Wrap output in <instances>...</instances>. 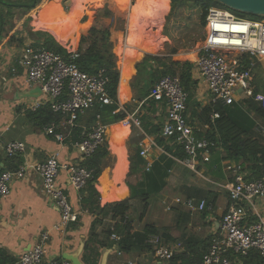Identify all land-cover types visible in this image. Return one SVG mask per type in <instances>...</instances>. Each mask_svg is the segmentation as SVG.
Segmentation results:
<instances>
[{"label": "crops", "instance_id": "obj_1", "mask_svg": "<svg viewBox=\"0 0 264 264\" xmlns=\"http://www.w3.org/2000/svg\"><path fill=\"white\" fill-rule=\"evenodd\" d=\"M15 1L0 0V137L5 142H24L25 151L18 154L22 157L19 168L22 165L28 168L23 176H14L10 194L0 198V249L5 250L14 260L11 264H21V255L32 248L44 232L50 233L46 246L47 255L58 259L70 260L65 256L77 255L83 261L85 246L90 243L93 248H99L100 256L97 264H180L182 261L172 263L171 260L164 262L157 260L154 246L151 244L153 235L160 236L171 249L175 250L176 254L193 255L202 252L205 254L209 247L204 250L205 245L200 242L212 239L218 231L222 216L230 204L227 186L234 181L233 167L237 163L225 159L226 153L222 147L211 149L209 146L203 153L201 152L195 167L192 168L182 161L185 158H179L169 152L165 146L159 145L157 135L147 132L144 129V123H141L140 127L136 126L127 117L107 124L106 141L109 153L102 172L94 183L99 192L98 201L93 199L92 202L84 203L81 193L65 184L66 173H61L60 180L66 186L77 220L56 229L61 222L60 209L43 192L42 178L33 169V165L44 162L54 152L59 153V159L63 163H83L85 158L75 145L77 141L71 139V141L65 140V143H60L53 135L46 133V126L42 128L30 116V111H33L30 105L43 94L41 91L39 96H23L38 86L29 83L25 68L21 67L16 60L27 44L39 43L34 35L35 32L49 31L55 36L57 31V33L60 32L61 37L57 38V35L55 37L60 42H74L75 31L80 21L76 19L74 11L85 2L93 0H72L70 9L64 8L65 0L63 5L62 0H41L30 10H24V6L10 7ZM37 7L38 11L33 13ZM140 7H144V11ZM147 7L148 0H136L129 14L130 39L135 44L138 42L133 52L138 56L143 54V50L154 52L156 45L154 40H149V36L148 39L142 36L145 31L141 34L136 33L142 16L148 14ZM56 18L59 20L54 21ZM62 22L65 27V23H69L70 33L61 32L59 27L62 26H60ZM116 47L114 52L118 54L117 64L120 70V66L123 68L126 53L122 50L120 56L117 52L119 47ZM146 54L148 53H144L134 63V73L128 81L130 97L126 100L120 99L121 70L117 93L119 109L127 107V111L136 112L138 116L143 113L141 102L136 97V90L132 87V81L137 75V64ZM153 55L166 57L169 54ZM171 56L173 58L174 54ZM193 76L198 81L195 100L202 107L209 105L212 96L205 83L194 71ZM254 83L255 89L259 88L258 92L264 93V59L254 69ZM240 92L239 90L235 103L226 107L232 118L240 122L242 128L264 145V118L248 109L246 103L248 98H244ZM196 109L198 112L201 111L198 105ZM90 113L86 111L79 118L78 126L83 127L84 132H91L96 123L90 119ZM192 113L188 110L187 116L195 129L206 130L207 123H201ZM167 114L166 106H162L156 113H152L150 122L162 123L164 126ZM63 120L62 118L59 121L57 131L67 134ZM148 128L152 127L148 125ZM143 149L147 151L146 156L141 155ZM137 151H140L145 164L131 171V156ZM0 156L7 157L2 150ZM171 159L173 162L169 166ZM154 165H157V168H153ZM0 166L6 170L4 169L6 160L2 161ZM151 168L154 170L157 181L155 184L151 182L144 184L146 171ZM167 168L169 169L166 172ZM157 171L166 172L164 187L160 185L161 174ZM131 187L152 189L147 200L149 205L143 216L146 201L142 196L132 197ZM158 188L162 189L156 191ZM83 194L88 196V189ZM178 198L193 199L198 203L205 200L207 206L202 211L191 210L186 204L178 203L176 201ZM126 199L129 200L130 210L125 220L114 218L110 211L111 206ZM254 208L256 212L264 215L263 201H258ZM126 222L129 224L130 231L125 230L123 234L117 233L120 240H114L109 231L117 224L123 225ZM147 226H153L159 233L147 234ZM83 263L86 264L84 261Z\"/></svg>", "mask_w": 264, "mask_h": 264}, {"label": "built area", "instance_id": "obj_2", "mask_svg": "<svg viewBox=\"0 0 264 264\" xmlns=\"http://www.w3.org/2000/svg\"><path fill=\"white\" fill-rule=\"evenodd\" d=\"M69 46H66L69 53L66 58L42 44H27L16 60L25 68L29 83L38 86L43 94L30 105V109L34 111L43 104H49L54 112L63 115L67 134L57 131L56 122L45 128L46 133L53 135L60 143H65L67 136L77 126L80 115L97 105L103 107L114 103L108 90L109 78L103 71L90 74L82 70L75 62L79 57L76 47ZM263 59L264 17L251 19L238 16L229 8L210 7L204 39L199 43L193 61V71L205 83L212 96L211 103L234 104L240 90L244 98H254L264 107V93H256L254 83V69ZM150 97L161 101L167 109L162 134L175 138L182 145L187 154L182 161L194 168L197 158L209 148L210 142L206 138L197 137L196 129L188 119L186 112L189 94L182 86L180 77H161L151 90ZM122 110L126 112L129 121L141 126V119L136 112L130 113L126 108ZM219 117V112H214L211 115L212 122ZM101 118L97 114L92 131L84 140L75 144L85 159L106 141L108 125ZM206 127L209 128V124ZM1 150L7 156L18 155L25 151V144L21 141L5 142L0 137ZM146 154L147 151L143 149L141 155ZM27 168L22 165L15 171L0 170V198L10 194L14 176H23ZM33 169L42 178L43 192L60 209L61 222L56 229L76 221L77 214L60 175L65 172V184L80 192L93 178L94 170L82 163H63L58 152L49 155L44 162L33 165ZM247 174L241 165L233 167L234 181L227 186L230 204L207 252L197 264H243L241 257L247 256L252 250H256L264 259V215L254 210L258 201L264 202V177L248 180ZM176 201L186 204L191 210L202 211L207 206L205 200L198 203L193 199L178 198ZM111 237L120 240L117 233H112ZM49 238V232L42 233L33 247L21 255L20 263L73 264L70 260L47 255ZM151 244L157 260L161 262L169 261L176 255L175 250L158 235H153Z\"/></svg>", "mask_w": 264, "mask_h": 264}, {"label": "trees", "instance_id": "obj_3", "mask_svg": "<svg viewBox=\"0 0 264 264\" xmlns=\"http://www.w3.org/2000/svg\"><path fill=\"white\" fill-rule=\"evenodd\" d=\"M40 1L41 0H18L17 2L15 1V3H11L12 5H10V7L13 5L17 7L24 6L26 10H30L36 7ZM127 1L128 0H93L91 2H85L80 6V8L74 11L76 19H81L77 29L78 38L76 43V51L79 54V57L75 60V62L82 70L90 74L103 71L109 78L108 90L114 99V103L103 107L97 105L96 107L88 110V112H91V120L96 121L97 114H100L102 122L105 124L126 118L127 114L124 110L119 109L117 99L118 86L120 82V70L121 83L119 96L121 100H126L130 97L128 81L134 73V63L140 58L138 55L127 53L123 68L121 69L120 67L119 70L117 55L114 52V48L118 45V41H120L117 40V36H121L123 38L124 29L114 25L112 18L115 13L111 4H116L118 10L121 8L126 11L128 6ZM148 1L149 8L161 7L164 8L166 12L169 10V0H157L156 6H153L151 3L152 0ZM91 3L96 4L94 7H99L96 9V15L94 18H91L89 10L85 12L87 6ZM212 6L227 8L224 5L211 0H171V10L168 14V19H171L174 15L182 17L184 15V9L197 7V11L199 13L198 25L201 30L200 34L201 36L203 34L201 38H204L206 17L210 7ZM157 11L158 10H156L155 14H157ZM232 11L241 17L251 19L263 18L234 10ZM151 12L152 11L148 9L147 15ZM58 20L59 18H56L54 21ZM34 35L39 42L36 44H42L49 50L58 52L66 58L69 57L67 47L60 44L55 38L56 35L57 38L61 37L60 32L57 33L56 31L55 36L49 32L43 31L35 32ZM197 41L198 40L193 41V43L196 44ZM176 52H178V48H174L169 55H166V57H159L158 55L148 53L144 59L137 64V75L132 81V87L136 90V97L138 101L141 102V110L143 114L139 117L141 122L144 123V129L149 133H155L157 135L158 144L165 146L169 152H172L177 157L182 159L187 157L182 145L178 144L175 141V138H167L162 134V123L152 124V122H150L152 113H156L162 106H165L161 101L150 97L151 90L161 77L166 75H178L181 79L182 86L189 94L186 114H188V110H191L193 112L192 115L194 117H198L201 123L209 124V128L204 131L196 129L197 137L206 138L210 142L211 149L222 147L226 153L225 159L235 161L237 164L241 165L243 169L248 172L246 177L248 180H255L264 177V145L257 138L252 137L232 118L226 105L221 102H216L209 103V105L202 107L201 104L195 100V92L198 87V81L195 80L193 76L194 63L189 59L184 61L174 60L171 55ZM258 91H260V89L256 88L255 92L257 93ZM246 103L250 111L264 118V107L260 103L256 102L254 98H248ZM196 105L201 108L200 112L197 111ZM125 108L128 110L127 107ZM118 109L119 111H117ZM214 112H219L220 117L212 122L211 115ZM29 114L42 128L48 126L52 122H56L58 124L63 118V115L61 113L54 112L49 104H43L37 110L30 111ZM79 118L77 120V126L72 129V133H70V135L66 138V141H71L72 139L73 141L80 142L88 136L89 132H84L82 129L83 127L78 126L80 120ZM190 123L192 124L191 121ZM148 125L152 128L149 129ZM137 142L139 143V139H137ZM108 153V144L107 141H105L103 145L99 146L97 150L91 156L87 157L82 163L84 166L94 170L93 178L89 181L88 185L80 191L82 201L84 203L92 202L93 199L98 201L99 192L97 191L94 183L98 180V177L102 172ZM5 160L6 168L4 169L8 170H17L22 164V157L18 155L7 156L6 158L0 156V163ZM131 162V171H135L138 167L145 164L144 159L140 155V151L135 152V154L131 156ZM171 162H173L172 159L169 162V166ZM155 167L157 168V165L153 166V168ZM153 168L146 171L147 174L144 177V184H147L148 182L154 184L156 183L157 178L154 174ZM168 169L169 168L166 169V172ZM157 172L159 173V171ZM165 173H159L161 174V187L166 185L164 178L167 175ZM86 189H88L89 192L88 196H85L84 194L82 195ZM131 189L132 197L142 196L146 201L144 211L142 212L143 216L147 211L149 205L147 200L152 192V189L147 188V190H145V187L143 189L131 187ZM160 189L162 188H158L156 191H160ZM129 210L130 203L128 199L118 201L110 208L113 217L121 218L122 220H125L126 214ZM125 230L130 231L129 224L127 222L123 225L117 224L114 229L109 231V234H112L113 232L123 234V231ZM146 233L158 234L159 231L153 226H147ZM211 240L212 239H206L200 242V244L205 245L204 250L210 246ZM203 255L204 252L193 255L189 253H181L172 257L171 261L172 263L182 261L180 264H197L202 261ZM99 256V248H93L90 246V243L86 244L83 256V261L86 264H97ZM241 259L243 264H264V259L256 250H252L247 256L241 257ZM11 263H14V260L5 250L0 249V264Z\"/></svg>", "mask_w": 264, "mask_h": 264}, {"label": "rangeland", "instance_id": "obj_4", "mask_svg": "<svg viewBox=\"0 0 264 264\" xmlns=\"http://www.w3.org/2000/svg\"><path fill=\"white\" fill-rule=\"evenodd\" d=\"M18 1V0H16ZM62 0V5H63ZM95 2V1H94ZM128 6L126 11L123 9H117L116 4L112 3L111 6L113 8V11L115 13L114 17L112 18V21L114 22V25L123 28L124 29V36L123 38L121 36H117L118 45L116 48L119 47V50L117 49V52L121 56V51L122 49L126 48V38H127V33H129V14L132 5L136 2V0H128ZM93 3V2H92ZM89 4L85 10H89L91 18H94L96 15V9L99 7H94L96 4ZM153 6L157 5V0H152L151 2ZM71 7V6H70ZM65 7V9H70ZM102 7V6H101ZM151 10L152 12L149 13L147 16H142V19L140 20V23L136 29L137 34H141L142 32L145 31L142 36L144 38L149 40L152 39L155 41V50L154 52L152 51H146L143 50V54L140 56H143L144 53H152V54H170V52L174 48H178V52L174 53L173 58L180 59V60H186L189 59L191 61H194L195 55L198 51V46L199 43L203 41L204 38H201L200 32V27L198 25V11L197 7L195 8H186L184 9V15L182 17L178 15H174L171 17V19H168V14L170 13L171 10V0H169V10L166 12L164 8H149V1H148V7L146 8L147 10ZM24 10H26L24 8ZM157 11V14L155 12ZM38 11V7L36 10L33 11V13H36ZM84 12V14H85ZM35 15V14H34ZM84 16V15H83ZM81 20V19H80ZM80 23V21H79ZM79 23L77 25V29L79 26ZM63 24L60 23V26ZM66 27L62 25L59 27L62 33H68L71 32L70 30V25L69 23H65ZM39 31V30H38ZM77 31H75V40L74 42L68 41L67 43H62L58 40L60 44L63 46H69V45H74L76 47L77 43ZM49 32V31H48ZM51 33V32H50ZM52 34V33H51ZM138 37V36H137ZM141 38V37H140ZM197 41V43H193V41ZM138 42H136L137 44ZM73 46V47H74ZM71 47V46H69ZM68 47V48H69ZM120 51V52H119ZM118 55V54H117ZM120 62V61H119ZM121 67V66H120ZM122 69V67H121ZM236 121V120H235ZM239 125L240 122L236 121Z\"/></svg>", "mask_w": 264, "mask_h": 264}, {"label": "water", "instance_id": "obj_5", "mask_svg": "<svg viewBox=\"0 0 264 264\" xmlns=\"http://www.w3.org/2000/svg\"><path fill=\"white\" fill-rule=\"evenodd\" d=\"M218 2L225 7L238 11L241 13L264 17V0H211ZM64 5L69 8L72 5V0H65ZM41 89L38 87L35 90L23 94V96H39ZM2 167L0 166V170ZM66 258L70 259L73 264H84L77 255H67Z\"/></svg>", "mask_w": 264, "mask_h": 264}, {"label": "bare ground", "instance_id": "obj_6", "mask_svg": "<svg viewBox=\"0 0 264 264\" xmlns=\"http://www.w3.org/2000/svg\"><path fill=\"white\" fill-rule=\"evenodd\" d=\"M139 1V0H137ZM139 4V3H138ZM141 8V7H140ZM144 7H142L141 9L143 10ZM138 10V9H137ZM140 10V9H139ZM136 11V10H135ZM144 11V10H143ZM136 15V14H135ZM141 15V13L139 14ZM137 16V15H136ZM138 25V24H137ZM130 35H131V29L129 30V33L127 35V38H126V48L122 49L126 54L129 53V54H134V50L136 49V44L134 43L133 40L130 39Z\"/></svg>", "mask_w": 264, "mask_h": 264}]
</instances>
